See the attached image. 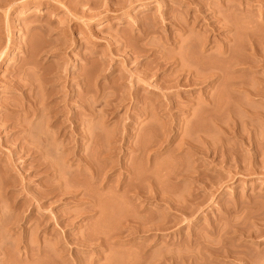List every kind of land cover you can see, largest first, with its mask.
<instances>
[{"label": "rangeland", "instance_id": "rangeland-1", "mask_svg": "<svg viewBox=\"0 0 264 264\" xmlns=\"http://www.w3.org/2000/svg\"><path fill=\"white\" fill-rule=\"evenodd\" d=\"M44 2L0 0V264H264V0Z\"/></svg>", "mask_w": 264, "mask_h": 264}, {"label": "bare ground", "instance_id": "bare-ground-1", "mask_svg": "<svg viewBox=\"0 0 264 264\" xmlns=\"http://www.w3.org/2000/svg\"><path fill=\"white\" fill-rule=\"evenodd\" d=\"M39 2L40 3L44 2V0H39ZM45 3H49V2H44V4ZM83 3H84V1L80 2V5H77V6H82ZM74 7L72 8L73 10H75ZM69 9H71V7H69ZM195 19H199V17L196 16ZM197 25H199V22ZM208 25H210V24H208ZM46 29H48V28L47 27H43V28L40 27L39 30L41 31V33L43 31V34H46V32H47ZM169 36L171 37V35H169ZM249 37L252 38L253 36H249ZM24 53L26 55V51H24ZM3 55H5V51L0 53V63H1V59H2ZM31 62H32V58L29 59L28 63L27 62L25 64L23 63V65L20 66V68L22 67L21 70H23L24 68L26 70V66L24 67V65L31 64ZM36 64H37V62H36ZM162 65H163V62H157L158 67H161ZM20 68H18V70ZM21 70H19L18 72H21ZM22 72L20 73V75L22 74ZM20 75L17 78L18 81L14 83V86L16 89L27 88L24 91H22V94L20 95V97H21V99H24L26 101V105H28L29 108L20 107V108H18V110H16V114L25 115V116H31V115L34 116L35 114H38V113L43 114L44 111L48 110L49 115H50V119H53L54 117H57V116L60 117L61 113H62L61 112L62 110H60L62 105L57 100H60L62 103H66L67 100L63 99L62 96H57V97L53 98V97H50L49 94H44L40 99L32 100V97H33L32 95H33L35 89L38 86L43 87L46 78L41 77V80L37 84L38 80L36 83L34 81L31 82L30 80L26 79L25 76H24V78H22ZM22 76H23V74H22ZM247 93L249 94L250 92H247ZM252 95H253V93H252ZM131 104H132V107H134V108H136L137 106L140 105L139 103H136V102H132ZM93 107H94V104H93ZM91 114H93L92 111H91ZM78 123H79V117L77 114H74V116L72 117V125H73L72 135H73V138L76 140H78L80 138ZM55 125H56V127H58L60 124L56 123ZM6 128H11L14 131L13 135H15V133L18 131L21 133L24 132L26 134L30 131L28 124L24 120H21V121L16 120L15 123L8 124ZM16 139H19L20 143L22 144V150L25 153H30L31 155L34 153H37V151H35L29 145L30 136L28 134L26 136H17ZM44 139H46V137ZM202 140H203V147L197 151V156H199L200 158H202L205 161V159L209 153V148H208V146H206L208 143L207 139H202ZM48 194H50V193H48ZM48 194H45L44 197H47ZM41 216H42V221H41V223H42L45 219L44 213H41ZM41 223L39 225H41ZM24 224H26V223L24 222ZM21 225H23V224H21ZM218 251L219 250H217V252Z\"/></svg>", "mask_w": 264, "mask_h": 264}]
</instances>
